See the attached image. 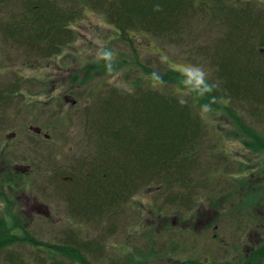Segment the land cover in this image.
Returning <instances> with one entry per match:
<instances>
[{
  "label": "rangeland",
  "instance_id": "1",
  "mask_svg": "<svg viewBox=\"0 0 264 264\" xmlns=\"http://www.w3.org/2000/svg\"><path fill=\"white\" fill-rule=\"evenodd\" d=\"M24 1L2 0L1 4ZM59 1L66 2L68 8L76 6V0ZM241 1L253 3L264 13V0ZM13 11L12 6L0 7L1 23H6ZM195 23L197 26L198 21ZM71 28L75 34L72 42L60 46L47 60L36 62L34 52L28 55L0 39L1 81L5 85L13 81V74L23 68L21 64L28 66L31 57L37 85L35 98L19 96L1 110L0 136L20 132L24 120L48 136L5 140L2 157L6 165L20 164L29 171L28 177L16 171V185L10 186L13 189L4 186L3 191L9 199L6 202L13 205L12 212L20 214L16 219L21 221L22 229L44 245L75 247L88 264H181L197 260L203 264H241L264 241V147H257L244 130L264 138V121L252 119L245 110L224 99L211 56L206 58L194 50L204 49L210 55V44L217 35L200 34L192 43L179 45L141 33L124 35L102 14L87 7L80 10ZM216 29L206 23L203 27L206 31ZM261 33L255 32L250 44L252 54L260 51L255 61L264 69ZM195 67L206 73L201 86L216 90L212 106H201L205 97L194 93V84H200ZM168 70L188 74L195 82L161 81L157 76L168 74ZM138 87L173 95L197 114L199 111L206 137L201 154L195 158L197 165L182 179L183 188L167 190L169 185L154 183L136 189L127 205L117 201L116 208H110L107 215H71L64 199L55 195L54 166L70 167L79 157L93 158L97 147L88 133L95 126L98 99L111 90L133 95ZM168 194H176V204L170 200L174 196ZM6 202L0 199V220L4 219ZM35 206L40 207V213L47 212V218L32 215ZM12 219L5 221L12 225ZM21 232L14 230L23 237ZM7 250L0 252V264H9L4 260L6 254L15 256L21 264H72L69 258L51 253L45 246L23 243Z\"/></svg>",
  "mask_w": 264,
  "mask_h": 264
},
{
  "label": "trees",
  "instance_id": "2",
  "mask_svg": "<svg viewBox=\"0 0 264 264\" xmlns=\"http://www.w3.org/2000/svg\"><path fill=\"white\" fill-rule=\"evenodd\" d=\"M1 1L0 7L12 6L14 11L6 23L0 21V36L7 45H15L28 55L34 51L35 62L47 60L60 46L72 42L75 34L71 24L86 7L102 14L121 34L141 33L166 44L192 43L201 35H217L216 41L210 44V55L204 49L194 47V50L206 58L211 56L209 61L216 68L217 79L225 92L224 99L245 110L252 119L264 121L261 116L264 112V69L255 61L260 51L252 54L254 50L250 44L255 32L264 35V13L253 3L241 0H76V6L68 8L66 2L59 0L6 4ZM157 5L161 10H155ZM195 21H198L197 26ZM205 23L218 29L203 30ZM168 72L157 77L168 83L180 80L192 85L195 82L183 72ZM194 86L195 95H203L206 99L201 106L214 105L216 90L210 91L198 83ZM96 106L95 126H91V133H88V137L95 138L94 157H79L70 167L54 166L53 169V180L57 182L55 195L64 199L71 215H107L110 208H116L117 201L123 200L126 204L136 189L142 190L154 183L156 186L159 183L169 185L167 190L184 187L183 180L197 165L195 158L201 154L206 137L199 111L197 114L188 103L173 95L140 87L133 95L111 90L98 99ZM233 113L238 121L239 117ZM244 130L257 147H264V138ZM176 177L179 180L175 181ZM12 182L15 186L16 182L5 179L4 185L11 186ZM168 195L174 196L170 200L175 203L176 194ZM0 199L9 200L4 192H0ZM12 210L10 201L6 202L4 219L0 220V252L28 243L34 247L45 246L51 253L69 258L72 264H88L75 247L48 246L30 238L22 229L21 221L16 219L20 214L15 215ZM9 217L13 218L12 225L5 221ZM16 228L22 230L23 237L14 234ZM263 246L256 248L247 259L243 258L241 264H264L261 262ZM4 260L9 264L22 263L10 254H6ZM181 264L203 263L197 260Z\"/></svg>",
  "mask_w": 264,
  "mask_h": 264
},
{
  "label": "flooded vegetation",
  "instance_id": "3",
  "mask_svg": "<svg viewBox=\"0 0 264 264\" xmlns=\"http://www.w3.org/2000/svg\"><path fill=\"white\" fill-rule=\"evenodd\" d=\"M0 39H2V37L0 36ZM34 52V51H32ZM31 57H29V61H28V66H26V63L21 64L23 68H21V70L18 71V74L14 73V79L13 81H10L9 84L5 85V83L3 82V80L1 81V77L2 75L0 74V112L1 110H5L6 107L9 106V104H11V101L13 99H16L17 97H23V98H35L36 97V78H34V74H35V69L33 67H31ZM33 64V63H32ZM26 73H28L29 76H23L21 77V75H26ZM6 102V104H5ZM29 107L32 109L33 112V108L29 103ZM22 108L25 109L26 105L22 104ZM29 109V110H31ZM1 115V114H0ZM31 115V114H30ZM33 117V116H32ZM1 123H2V117L0 116V127H1ZM43 129H41L40 127H36L35 125H33L30 121L24 120V123L21 127V131L20 132H9L7 133V135L0 136V192L3 193L4 191V186L10 187L8 185H4L5 184V179L8 180H13L14 182H16V177L17 176L15 174L16 171H20L23 177H28L29 175V171L27 167H24L20 164H16L12 167H9V163L6 165V162L4 161L3 157H2V151L5 148V140H9L8 138L11 137L10 140H16L17 138L19 139L20 137H23L25 139H29L31 137H39L41 134H43ZM43 137L45 139L48 138L47 135L43 134ZM14 171V172H12ZM20 174V173H19ZM12 184L11 186H13V182L10 183ZM13 188V187H10ZM40 207H34V210H31V214L33 215V213L37 214L38 216H41V214H43V216H47L48 213L44 212V211H39ZM40 213V215H39ZM82 213V212H81ZM84 213V212H83ZM47 218V217H46ZM262 243H260L258 246H263L264 245V241H261ZM252 246H255L252 244Z\"/></svg>",
  "mask_w": 264,
  "mask_h": 264
},
{
  "label": "clouds",
  "instance_id": "4",
  "mask_svg": "<svg viewBox=\"0 0 264 264\" xmlns=\"http://www.w3.org/2000/svg\"><path fill=\"white\" fill-rule=\"evenodd\" d=\"M155 10H157V11L161 10V6L157 5ZM194 70L199 75L200 85H204L205 81H206V73H205V71L202 68H200V67H195Z\"/></svg>",
  "mask_w": 264,
  "mask_h": 264
}]
</instances>
